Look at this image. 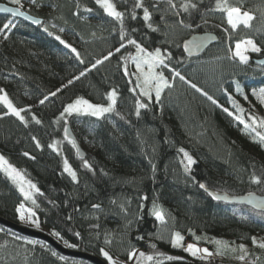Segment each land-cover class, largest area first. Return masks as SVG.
I'll return each instance as SVG.
<instances>
[{"label": "trees", "instance_id": "obj_1", "mask_svg": "<svg viewBox=\"0 0 264 264\" xmlns=\"http://www.w3.org/2000/svg\"><path fill=\"white\" fill-rule=\"evenodd\" d=\"M184 2L173 0V9L167 0H144L152 13L151 23L158 29L153 31L142 19V9H135L137 18L131 19L134 0H114L117 10L126 16L124 41L120 40L119 22L107 16L95 0H20L25 11L42 19L36 26L0 15V28L9 20L15 25L0 33V89L16 107L27 110L22 114L28 121L25 125L10 113L5 115L8 110L0 103V155L39 188V193H34V209L40 225L60 232L78 250L105 261L101 248L113 257L126 258L134 247L149 255L158 251L199 264H260L255 253L240 254L232 246L250 245L252 237L264 235V216L258 215L263 210L215 200L199 183L229 196L264 195V146L254 131L235 118L241 115L251 123L250 117L258 118L256 110L262 106L252 93L264 88V67L253 62V58L264 57V0H231L254 16L250 29L241 25L236 31L227 24L225 13L211 11L216 0H193L198 7L188 12L180 6ZM88 8L92 11L85 10ZM181 20L192 27L182 26ZM204 31L217 33V42L199 56L187 57L182 41ZM56 36L74 47L79 58ZM249 38L262 51L243 64L229 51L236 42ZM128 39L150 51L160 48L165 56L171 53V59L165 60V73L170 76L174 68L190 83L172 77L173 86L164 90L159 102L144 97L132 74V60L125 59L135 53ZM121 43L125 47L116 52ZM109 52L113 55L103 60ZM96 60L103 63L93 68ZM112 90L117 93V103L114 111L103 117L76 113L61 117L64 107L77 97L105 104ZM52 92L56 95L51 96ZM45 96L48 99L41 104ZM137 100L149 105L140 109L139 115ZM67 126L76 147L65 137ZM256 131L264 129L257 127ZM53 144L56 150L49 147ZM78 146L88 147L83 157ZM180 148L196 161L189 173L181 163ZM65 159L76 171L77 181L64 171ZM84 160L92 165L91 170L84 168ZM253 175L262 182L253 183ZM23 200L18 187L0 170V216L19 223L16 209ZM153 201L168 214L164 239L156 238L161 225L151 215ZM93 204L100 208L94 209ZM0 229V264H92L63 255L48 243L5 225L0 224ZM175 231L213 254L201 259L185 252L184 245L173 248L170 236ZM106 236L111 243H105ZM141 236L143 239H138ZM31 240L42 243H28ZM214 240L224 241L228 247L216 254ZM153 243L155 249L150 247ZM229 255L231 259H227Z\"/></svg>", "mask_w": 264, "mask_h": 264}, {"label": "snow or ice", "instance_id": "obj_2", "mask_svg": "<svg viewBox=\"0 0 264 264\" xmlns=\"http://www.w3.org/2000/svg\"><path fill=\"white\" fill-rule=\"evenodd\" d=\"M13 4H20V0H11ZM36 0H32V3H35ZM95 3L99 5L101 9H103L104 13H106L107 16L115 19L120 24V40L124 41L127 38V33L125 31V12L117 10V6L114 3V0H95ZM168 5L171 8H176V5L173 3V0H167ZM185 12H188L189 9H196L198 7L197 3L193 2V0H186V2L182 3L180 5ZM140 8L143 10V17L142 19L147 24V27L151 28L153 31H157L158 29L153 27V24L151 23L152 20V13L149 11V8L145 6L144 0H134L133 4V11L130 14L131 19L135 20L137 18L135 9ZM86 11L91 12L92 9L88 8L85 9ZM0 11L11 13L13 16L20 15L23 16L24 13L20 11L19 8H9V7H0ZM211 11H221L226 14V20L227 24L230 25L232 31H236L241 25H243L244 28L250 29L252 27L251 22L254 20L253 14H251L250 11L242 10V6L235 5L231 3V0H216L215 8L211 9ZM178 14V13H177ZM35 23H40V21H34ZM179 23L187 28H191L192 25H185L184 21L181 20ZM207 23V21H205ZM10 26L15 27V25L12 24V21L9 20L8 22L3 24V27L0 28V33H2L4 30L8 29ZM47 31V29H45ZM60 31H64L63 29H60ZM135 31V29H133ZM227 31V29H226ZM7 38V37H5ZM57 40L60 41L61 44H64L65 47L70 48L73 53H76L77 58H79V52L72 47L70 44H67L66 41L62 40L60 36L55 37ZM216 39V37L211 35H205L203 37H195L192 41H188L184 45V49L186 52L191 54L193 51H198L206 47L207 42L209 40ZM127 43L130 45H134L136 48V55L129 54L128 57L125 59H130L135 63L137 72L139 73L137 77V87L141 89V94L145 97H147L149 100H152V93H155V100L157 102L160 101L161 95L164 92L165 89H169L173 86V84L170 82V79L164 75L163 72H158L156 69L160 66H163L165 68L168 67L167 64H165V60L171 59V53H168L167 56L162 54V51L160 48H156L153 51H148L145 47H143L140 43H137L135 39H128ZM125 47L123 43L120 44V47L116 48V52H120L121 48ZM231 51V49H230ZM252 53H260L262 51V48L258 46L255 41L251 38L241 40L235 44V51L232 52V58H239V61L243 64H247L249 62V56L246 54L247 52ZM113 55L112 52H109L107 56L103 57V60H108L109 57ZM103 60H96V62L92 65L93 68H95L98 64L103 63ZM83 62V61H81ZM260 63H264V61H260ZM145 66L147 67V71H145ZM173 77H178L181 81H185V77L181 75L179 71H176L174 68L171 69ZM81 76L84 75L83 72L80 73ZM76 79H79V77H76ZM73 81H68L69 84H71ZM188 82V81H185ZM190 83V82H188ZM191 87L196 89V91L201 92L202 95L207 97L209 101H211L213 104H216L217 101L209 95L206 91H204L201 88H198L196 84H191ZM60 91V89H57V92ZM237 91H240V86L237 85ZM258 101L264 105V88H260L259 90H253L252 93ZM51 96H55L56 92L50 93ZM48 97L45 96L43 100L40 101L41 104L47 100ZM247 99V97H245ZM108 101L109 103L105 106L103 104H94L91 103L89 100L83 98V97H77L72 103L67 104L63 112L61 113V117H63L65 114L72 115L73 113L76 114H84V115H90L93 117H103L105 113H110L114 111L115 105L117 103V93L115 90H112L108 94ZM0 103H2L6 108L7 112L4 113L5 115L11 114L15 117H17L22 123L27 125L28 121L25 119L24 113L27 111L24 108H18L14 105L13 101L9 98L7 92H5L3 89H0ZM232 103L237 107L240 113H243V109L240 108V106L237 104L235 100L232 101ZM149 105L147 103H142L139 100L136 102L137 107V115H139V110L143 108H147ZM225 112H227L230 116L234 115L233 112H230L229 109L224 108ZM235 118L241 123L244 124V127L246 129H251L256 133V137H258L259 143L261 146H264V132L256 131V128L259 127L261 129H264V119H258L255 116L250 117L251 123L245 122L243 117L241 115H235ZM32 119L35 120L37 124L41 123L40 120L36 119L35 116L32 117ZM65 137L68 136V129L65 127ZM35 140L36 138L33 137ZM73 147H76L75 141H71ZM39 141H37V147H39ZM49 147H52L54 150H56V145H49ZM77 152H79V149H77ZM179 152L183 153L184 159L181 161V163L184 165V171L186 173H189L191 171V168L194 164H196V161L193 159V157L185 151L183 148L179 149ZM25 156H29V153L25 152ZM34 159V157H31ZM83 166L86 169L91 170L92 165L89 164L87 160H84ZM0 170H2L5 175L15 184L19 192L23 195L24 200L31 201L32 205H36V199L33 196V192L39 193V188H37L36 184H34L30 179H26L25 175L22 173L21 170L17 169L15 166H13L3 155H0ZM64 171L68 173V175L71 177L73 181H77V173L75 170L72 169V167L69 165L67 159L64 160ZM193 179H195L193 177ZM251 180L253 183H261V179L255 175L251 177ZM199 188L203 189L210 197H212L215 200H224L228 201L229 196L227 194L221 195L218 192L211 191L205 183H199ZM248 202L253 203L254 207H258L261 209H264V199H258L254 197L253 193L248 194ZM143 199H147V197H144ZM235 199V198H233ZM243 199V198H241ZM115 203V201H113ZM92 207L94 209H99V204H93ZM122 210L127 212V209L124 208L123 205H121ZM140 208H143V205H140ZM17 213L19 214V219L22 222L28 223L31 226L35 228H40V222L38 219H36V213L31 208H25L24 203H21L17 209ZM151 215L155 218L156 221H158L161 225V228L157 232V239H164L163 233L168 231L167 228V222H166V216L168 215L166 211L158 205L155 201H153L152 204V210ZM258 215L264 216V211H261L258 213ZM71 219V217H69ZM2 231V229H0ZM51 235L63 239L61 237L60 232L53 230ZM76 236H79L80 233H75ZM138 239H143V237H138ZM197 241H199L201 238L196 237ZM184 236L179 232L175 231L171 233L170 236V243L173 248H181L183 247ZM66 246L68 247H76L74 244H69L67 241H64ZM217 246V253L220 254L221 248H227L228 245L226 242L221 240H214L213 241ZM30 244H37L42 243L40 241L31 240L28 241ZM105 243H111L110 239L106 236L105 237ZM252 243L254 245H257L261 249H264V241L257 242L255 237H252ZM150 247L152 249L156 248V244H150ZM240 251H245V245L241 244L239 245ZM183 250L193 257H198L201 259L206 258L207 256L212 255L207 248H200L194 243H189L187 247H183ZM235 250V249H233ZM101 255L108 261V264H117V262L113 259V257L109 254L108 251H106L104 248L100 249ZM53 256H56L57 253L55 251L52 252ZM129 260H134L135 264H146V262H153V264H164V260L172 261V260H178L180 257H175L171 255H165L162 252H156L154 255H149L144 252H138L134 247L128 252ZM60 259H65V257L61 256ZM239 259L243 260L244 256H240Z\"/></svg>", "mask_w": 264, "mask_h": 264}, {"label": "water", "instance_id": "obj_3", "mask_svg": "<svg viewBox=\"0 0 264 264\" xmlns=\"http://www.w3.org/2000/svg\"><path fill=\"white\" fill-rule=\"evenodd\" d=\"M0 7L19 8L18 6L7 4V3H5L3 1H0ZM19 9H20L21 12L24 13L23 16H20V15L13 16L11 13L3 12V11H0V15H8V16L17 17V18L22 19L26 23H29V24H31L33 26H36V25L41 23L42 19L40 17L31 15L27 11H25V10H23L21 8H19ZM37 20L40 21V23H35L34 22V21H37ZM205 35L214 36V37H216V39L209 40L207 42L206 47H204L203 49L198 50V51H193L191 54H189L188 52L185 51L184 45H185L186 42L192 41L195 37H203ZM217 40H218V35H217V33L213 32V31L195 32V33L191 34L189 37L185 38L182 41L181 49H182L183 53L187 57H197L205 49H207L210 45L216 43ZM260 61H264V57L253 58V62L254 63L264 67V63H260ZM67 129H68L67 138L71 139V140H75V136H74L71 128L69 126H67ZM78 149H79L80 157H83L84 156V151L79 146H78ZM219 194L224 195L226 193H219ZM248 194L249 193L244 194V195H240V196H229L228 195L229 196V200L228 201H224V200H219V201H223V202H226V203L243 204V205L250 206V207H252V208H254L256 210H263L264 211V209H261V208H258V207H254L253 203H249L248 202V198H249ZM253 194H254L255 198L264 199V195H259V194H256V193H253ZM233 198H235V199H233ZM241 198H243V199H241ZM0 224L7 226L8 228L14 230L15 232H17V233H19L21 235H24V236H27V237H30V238H34V239L42 240V241L48 243L49 245H51L54 249H56L57 251H59L63 255L84 258V259L88 260L89 262H91L92 264H108L102 257H99L97 255L90 254V253L78 250L76 248H69V247L63 246L53 236H51V235H49V234H47L45 232L25 227V226L21 225L20 223H15V222L9 221V220L1 217V216H0ZM164 264H199V263H196L194 261L186 259V260L167 261V262H164Z\"/></svg>", "mask_w": 264, "mask_h": 264}, {"label": "rangeland", "instance_id": "obj_4", "mask_svg": "<svg viewBox=\"0 0 264 264\" xmlns=\"http://www.w3.org/2000/svg\"><path fill=\"white\" fill-rule=\"evenodd\" d=\"M18 7L19 8H21V9H23V5L22 4H19L18 5ZM23 10H25V9H23ZM242 10H246V9H242ZM246 11H249V10H246ZM252 14V13H251ZM212 25V24H211ZM214 29H218V28H214ZM215 30V31H216ZM225 32V36H226V38H227V33H226V31H224ZM243 40H245V39H243ZM237 43V42H236ZM235 43V44H236ZM235 44H234V46L233 47H231L230 49H231V51H229L230 52V56L232 57V52L233 51H235ZM148 50V49H147ZM134 51H135V53H134V55H136V48H135V46H134ZM148 51H150V50H148ZM248 56H249V61H250V59L253 57V54H256V53H252V52H247L246 53ZM235 59H237V60H239V58H235ZM165 67H163V66H160V67H158L157 69H156V71H158V72H163L164 73V75L166 76V77H168L169 79H170V82H171V79H172V77H173V75H172V72H171V74H170V76H168V74H166L165 73ZM145 71H147V67L145 66ZM132 74H133V77L135 78V80H136V83L138 82L137 81V77H138V75H139V73L137 72V69H136V66H135V63L132 61ZM138 89H139V93H141V89L138 87ZM145 97V96H144ZM147 98V97H146ZM152 99L153 100H155V93L153 92L152 93ZM109 103V101L107 102V103H105V104H103V105H107ZM256 112H257V115H258V118L259 119H263V115H264V105H262L260 108H258L257 110H256ZM83 151H85V150H87L88 149V147H85V146H83V147H80ZM2 171V170H1ZM26 178V177H25ZM27 179V178H26ZM34 193L35 192H33V196H34ZM24 198V197H23ZM21 203H24V205H25V208H31L33 211H35V209H34V205H32V203H31V201H26V200H23ZM20 203V204H21ZM157 203V202H156ZM19 204V205H20ZM158 205H160L159 203H157ZM161 206V205H160ZM36 213V212H35ZM18 221H19V223L21 224V225H23V226H25V227H28V228H32V229H35V230H39V231H42V232H45V233H47V234H49V235H51V233H52V231L53 230H51V229H46V228H44V227H42L41 225H40V228H35V227H33V226H31L30 224H28V223H25V222H22V221H20V219H19V214H18ZM51 236H53V235H51ZM57 241H59L63 246H65V247H68V246H66V244H65V240L64 239H59V238H57V237H55V236H53ZM256 240H257V242L259 243L260 241H264V235H257L256 236ZM69 243V242H68ZM183 243V245L185 246V247H187V245L189 244V243H193V242H190L189 240H187V239H184V241L182 242ZM70 244V243H69ZM194 244H196V243H194ZM198 247H200L198 244H196ZM239 245H241V244H238V245H233L232 247H233V249H235V250H237L240 254H248V253H255V256H256V258H257V260H259L261 263L260 264H264V249H261L260 247H258L257 245H254L253 243H251L250 245H245V244H243V245H245V251L244 252H242V251H240V249H239ZM69 248H72V247H69ZM200 248H203V247H200ZM138 252H144L143 250H141V249H136ZM229 252V251H228ZM145 253V252H144ZM230 254V253H229ZM231 254H233V253H231ZM192 256V255H191ZM113 257V256H112ZM232 257H231V255H229V256H227V259H231ZM113 259L117 262V264H135V261L134 260H129V257L127 256L126 258H116V257H113ZM168 260H164V262H167ZM192 261V260H191ZM106 262L108 263V261L106 260ZM146 264H153V262H146Z\"/></svg>", "mask_w": 264, "mask_h": 264}]
</instances>
